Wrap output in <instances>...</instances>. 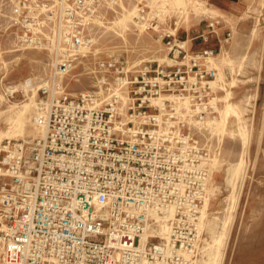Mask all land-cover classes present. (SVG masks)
I'll list each match as a JSON object with an SVG mask.
<instances>
[{
  "label": "built area",
  "instance_id": "built-area-1",
  "mask_svg": "<svg viewBox=\"0 0 264 264\" xmlns=\"http://www.w3.org/2000/svg\"><path fill=\"white\" fill-rule=\"evenodd\" d=\"M120 2L11 0L21 42L59 60L38 94L42 131L2 150L1 264L200 261L218 156L207 136L222 100L218 54L207 45L220 22L195 38L206 46L198 52L169 42L170 65L133 72L120 56L100 59V86L67 94L60 77L93 54L91 24Z\"/></svg>",
  "mask_w": 264,
  "mask_h": 264
},
{
  "label": "rangeland",
  "instance_id": "rangeland-1",
  "mask_svg": "<svg viewBox=\"0 0 264 264\" xmlns=\"http://www.w3.org/2000/svg\"><path fill=\"white\" fill-rule=\"evenodd\" d=\"M183 1L121 0L105 9L100 13L104 20L90 26L95 51L60 80L65 92L75 97L97 88L105 78L96 67L100 59L120 56L132 72L152 61L155 66L170 65L169 42L198 52L206 46L195 38L207 22L218 20L217 37L207 47L230 61L220 82L221 110L230 101L243 114L239 120L231 117L224 133L207 136L218 156L197 264H211L212 257V264H264V0H196V13ZM12 19L11 0H0V162L4 147L38 136L31 124L35 104L39 91L55 77L59 60L57 53L24 45ZM31 102L25 137L7 139L9 121Z\"/></svg>",
  "mask_w": 264,
  "mask_h": 264
},
{
  "label": "bare ground",
  "instance_id": "bare-ground-1",
  "mask_svg": "<svg viewBox=\"0 0 264 264\" xmlns=\"http://www.w3.org/2000/svg\"><path fill=\"white\" fill-rule=\"evenodd\" d=\"M183 1V0H182ZM186 1V2H185ZM183 2L187 3L189 6L192 7L193 11H195V13L200 10L197 6V2L196 0H184ZM136 10H134L133 12L135 13ZM133 12H131V14L129 13L128 16L125 17V19L128 17H130ZM208 13V12H207ZM142 26V25H141ZM144 27V26H143ZM176 31V30H175ZM220 58V61L218 62V64L215 63V66L216 68L218 69V76H217V82H222L224 79V73H223V68L225 67V65H228L230 64V61L228 59H225L222 55H218L216 57V62L217 60ZM143 62V61H141ZM220 63V64H219ZM47 85V84H46ZM223 85V83H222ZM100 86V85H99ZM39 88H37V90H39ZM91 91V90H90ZM230 92L228 93V96L230 97ZM227 98V96L225 97ZM224 98V99H225ZM226 100V99H225ZM227 101V100H226ZM227 103V102H226ZM36 104H37V101H36ZM35 104V105H36ZM34 106V102H31L30 104H25L24 106L21 107V110L19 111V113L16 114L15 117H12L11 120L9 121L10 122V130L9 132L7 133V139L9 140H13V139H18V138H24L25 135H26V115L27 113L30 112L31 108ZM244 109V108H243ZM243 114V110L242 108L237 105V104H234V103H231L230 101H228V103L224 106V108L222 110H220V120L216 121L215 123H212L211 124V130L213 133H216V134H222L225 132L226 130V127L227 126V123H229L228 120H230L231 117H235L237 118V120H239V118L242 116ZM33 117V116H32ZM31 124L34 126L35 128V124L33 122V118H32V121H31ZM42 129V128H41ZM36 131V130H35ZM38 132L42 131V130H37ZM240 134L242 136L245 135V130L243 128L240 129ZM3 137V136H2ZM1 138V137H0ZM218 161V160H216ZM217 165V163H215V166ZM207 207V204L205 205V208ZM205 208L202 212V218H204V211H205ZM203 220V219H202ZM217 239L214 238L213 240V243L214 241H216ZM213 248V244L210 245V249ZM214 261V257H212L211 259V264L213 263Z\"/></svg>",
  "mask_w": 264,
  "mask_h": 264
}]
</instances>
